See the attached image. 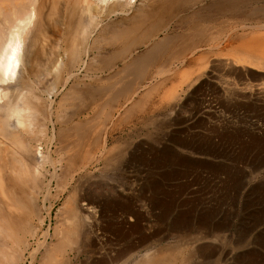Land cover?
Masks as SVG:
<instances>
[{"label":"bare ground","instance_id":"bare-ground-1","mask_svg":"<svg viewBox=\"0 0 264 264\" xmlns=\"http://www.w3.org/2000/svg\"><path fill=\"white\" fill-rule=\"evenodd\" d=\"M162 56L179 67L197 68L199 63L209 70L225 69L234 81H221L224 92L264 109V0H0V264H21L28 258L27 235L34 236L41 226L34 225L32 217L43 221L38 200L50 194L53 181L58 194L77 181L58 209L67 225L60 229V241L64 237L71 245L79 244L80 231L92 222L86 221V210L96 208L84 201L83 181L92 166L103 165L98 169L102 172L110 160L117 162L113 161L117 152L110 154L119 146L114 142L109 146L113 134L107 133L117 129L121 115L133 116L134 99L147 88L139 96L137 84L155 82L151 87L156 90V83L161 86L168 79L172 68L164 71L158 65L161 69L150 73ZM188 74L185 86L191 87L195 77ZM152 92L139 98L138 108ZM126 101L130 107H124ZM40 245L47 258L49 245L46 241ZM133 250L129 247L110 260L128 264ZM190 255L177 241L130 263L179 264Z\"/></svg>","mask_w":264,"mask_h":264},{"label":"rangeland","instance_id":"rangeland-1","mask_svg":"<svg viewBox=\"0 0 264 264\" xmlns=\"http://www.w3.org/2000/svg\"><path fill=\"white\" fill-rule=\"evenodd\" d=\"M174 64L167 72L163 94L152 92L150 107L142 108L134 130L112 132L109 136V146L113 142L119 146L110 154L117 152V160L113 161L118 163L110 160L103 173L100 171L103 165L92 166L93 175L83 181L82 191L86 189L79 194L82 192L84 201L99 210H86L85 219L92 222H86L80 231L76 241L79 244L72 246L64 237L60 241L63 232L59 233L60 229L67 225L63 221L65 214L58 209L77 181L59 194L53 181L51 197L41 196L38 200L44 219L41 222L37 216L32 217L34 225L41 224L36 225L40 231L34 236L27 235L31 246L25 254L28 258L21 264H117V260L110 259L121 257L129 247L134 249L132 257L136 259L147 251L177 241L184 252L192 254L183 258L181 264H264V109L257 105L255 109L232 92L230 95L224 92L221 81H234L225 69L212 67L211 71L210 66L207 69L199 63L197 68L192 67L194 64L188 65L190 68ZM157 66L150 73L158 70ZM202 68L207 70L202 72ZM188 73L195 77L194 86L189 87L188 83L185 86ZM169 88L174 89V95L180 91L175 99ZM160 94L164 99L168 96L169 104L164 100L161 103ZM244 111H250L251 119ZM116 137L119 139L114 140ZM53 152L52 156L58 157ZM213 233L219 234L218 237ZM204 235L205 239L198 240ZM41 241L49 245L52 258L42 255ZM50 246L56 251L53 249L52 253ZM61 246L65 248L62 250ZM195 247L199 248L197 252Z\"/></svg>","mask_w":264,"mask_h":264},{"label":"crops","instance_id":"crops-1","mask_svg":"<svg viewBox=\"0 0 264 264\" xmlns=\"http://www.w3.org/2000/svg\"><path fill=\"white\" fill-rule=\"evenodd\" d=\"M165 59H166V57L165 56H162L160 59H158L157 60V62H155L154 64H157V65H159L160 67H162V70H169V69H171L172 67V65L168 62V63H166V62H164L165 61ZM163 60V61H162ZM162 61V62H161ZM164 62V63H163ZM163 63V64H162ZM168 64H170V65H168ZM158 66V69H161L160 67ZM155 83V82H154ZM154 83H150L149 81H145L144 83H141L140 84V86H137L136 85V88H138V91L136 92V94L138 93V92H141L142 93V89L144 88V87H147L146 89L144 88L143 89V93H144V95L145 94H147V91H148V93H149V91L151 90V92L153 91V92H156V90H158L157 92H159V93H162L163 92V84H161V86H160V88L161 89H159V86H158V84L156 83L155 85H156V87H155V89L156 88H158V89H156V90H154V88H152L151 86H154ZM165 84V83H164ZM144 85V86H143ZM146 85V86H145ZM139 87H141V88H139ZM148 87L150 88V89H148ZM152 88V89H151ZM144 90H145V92H144ZM135 94V95H136ZM134 94H133V96H135ZM137 95H139L140 96V93H138ZM143 94H141V96H142ZM144 95H143V97H144ZM141 96L140 97H135V106H134V109H133V107L131 106V103L129 102V101H126V103H125V105H124V107H130L131 106V110H132V113H133V111H135L134 113H133V116H131V114H129V112H128V115H130V116H127L126 114L127 113H125L124 114V118H123V115H121V117L118 119V121H117V124H118V122H119V124H120V126H119V124H118V126H117V129H118V127L120 128L119 130H117L116 128H115V130H112V132L114 131V132H130V131H133L134 130V127L136 126V120H137V118L140 116V113H141V110H142V108H138V106L139 107H141V105H140V99H141ZM130 98V97H129ZM140 98V99H139ZM150 97L148 96L147 98H146V104L144 105V107L147 109V108H149L150 107V103H149V99ZM125 99V98H124ZM140 100V101H139ZM127 104V105H126ZM143 104V103H142ZM143 107V108H144ZM126 108H124V109H126ZM138 108V109H137ZM130 109H128L129 111H130ZM137 110H140V111H138L137 112ZM124 111V110H123ZM126 117H127V119H126ZM129 117V118H128ZM129 119V120H128ZM123 121V123L121 124V122ZM109 124V126H110V128H112L111 126H112V123L110 122V123H108ZM122 125V126H121ZM116 126H113V128L114 127H116ZM122 127V128H121ZM109 132L110 133H112L110 130H109Z\"/></svg>","mask_w":264,"mask_h":264}]
</instances>
